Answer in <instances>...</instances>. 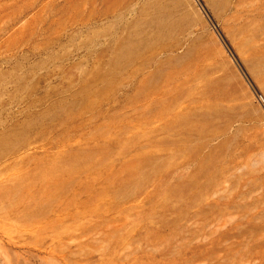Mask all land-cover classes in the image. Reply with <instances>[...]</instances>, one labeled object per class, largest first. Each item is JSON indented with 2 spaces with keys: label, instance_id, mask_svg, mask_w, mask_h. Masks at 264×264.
<instances>
[{
  "label": "rangeland",
  "instance_id": "1",
  "mask_svg": "<svg viewBox=\"0 0 264 264\" xmlns=\"http://www.w3.org/2000/svg\"><path fill=\"white\" fill-rule=\"evenodd\" d=\"M0 264H264V0H0Z\"/></svg>",
  "mask_w": 264,
  "mask_h": 264
}]
</instances>
